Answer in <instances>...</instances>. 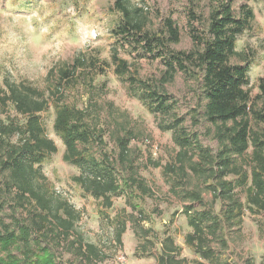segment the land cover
I'll list each match as a JSON object with an SVG mask.
<instances>
[{
  "label": "trees",
  "instance_id": "trees-1",
  "mask_svg": "<svg viewBox=\"0 0 264 264\" xmlns=\"http://www.w3.org/2000/svg\"><path fill=\"white\" fill-rule=\"evenodd\" d=\"M111 10L119 14V20L111 28L116 43L107 58L75 57L72 64L58 68L55 89L46 93L23 82L2 80L0 208L8 205L12 211L26 214L13 215L8 223L0 214V264H63L56 261L44 240L63 246L87 264L107 258L98 245L83 239L76 227L80 212L50 189L42 171L43 158L58 149L42 120L47 111L53 113L52 130L63 145L61 159L78 170L72 181L105 209L114 207V198H123L125 206L113 218V236L119 245L129 224L137 240L134 254L153 257V264H228L220 258L228 247L227 232L240 224L246 210L264 213V73L253 96L250 58L236 48L237 38L250 28L253 10L242 4L235 14L231 0H216L205 23L203 19V30L191 28L197 47L190 50L170 48L179 40L172 19L151 30L146 28L147 12L142 6H133L132 0H114ZM191 17L197 20L196 14ZM126 43L135 51L162 59L165 67L158 79L138 76L133 62L120 55ZM231 58L242 63L233 64ZM106 68L127 83L129 95L148 112L164 118L157 126L170 132L174 145L165 163L150 155L139 160L141 149L131 145L136 133L128 124H99L101 108L96 98L104 94L105 83L96 77ZM177 71L198 76L205 101L203 117L214 128L209 134L218 143L215 151L202 145L198 134L188 132L174 110V100L163 88ZM83 82L85 104L65 102L64 91ZM252 120L263 129L255 130ZM105 136L114 150L107 148ZM94 146L98 151H93ZM149 165L161 167L168 192L178 201L188 228L183 241L193 252L192 258L182 255L181 245L170 232L178 209L161 229L144 225L152 215L161 213L156 207L150 211L144 207L146 198L156 197L139 172ZM203 191L211 194L210 202L204 200Z\"/></svg>",
  "mask_w": 264,
  "mask_h": 264
},
{
  "label": "rangeland",
  "instance_id": "rangeland-1",
  "mask_svg": "<svg viewBox=\"0 0 264 264\" xmlns=\"http://www.w3.org/2000/svg\"><path fill=\"white\" fill-rule=\"evenodd\" d=\"M113 2L114 0H0V85L2 86L3 78H7L12 82L29 84L46 93L48 89H55L58 68L72 64L75 57L86 54L107 58L110 48L116 43L111 28L119 20V14L111 10ZM214 2L216 0H132V5L142 6L147 12L146 28L151 30L160 28L166 19H172L178 27L179 40L170 44V48L190 50L197 47L190 36L191 28H195L197 32L203 30ZM231 3L235 14L242 4H248L254 13L250 28L237 38L236 48L245 51L246 57L250 58L249 88L255 96L258 78L264 73V0H231ZM191 13L196 14L197 20L192 19ZM120 55L133 62L138 76L143 79H158L165 67L161 58L135 51L128 43L124 50H120ZM230 61L233 64L242 63L237 58H231ZM197 77L196 74L177 71L163 88L174 100V110L183 118V125L188 132L198 134L200 143L215 151L218 143L209 134V130L214 128L203 117L205 101ZM96 80L105 83L104 94L96 98L101 108L99 124H104L105 121L128 124L136 133L131 145L141 149L142 157L139 160L150 155L152 158H159L162 164L165 163L174 145L170 132L161 131L157 126V122L164 118L148 112L138 99L130 96L127 83L120 81L111 68H106ZM84 84L83 82L80 86L66 89L65 102L84 105L87 98ZM10 112L13 114L11 110ZM194 118L196 122L193 121ZM52 119L51 111L42 114L46 133L54 140L58 149L43 158L42 171L47 176L50 189L66 198L80 212L76 227L83 239L95 243L105 252L107 258L96 264H153V257L134 254L137 240L129 224L122 234L121 245L114 239L113 227L116 223L113 218L117 210L125 206L123 198H114V207L105 209L99 200L84 193L72 181V176L78 170L61 159L63 145L52 130ZM251 126L255 130L263 129L254 120L251 121ZM105 137L109 141L107 148L112 147L111 151L114 150L109 137ZM93 151H98V147L94 146ZM139 172L156 196L153 199L146 198L145 209L150 211L156 207L161 212L152 215L151 221L144 225L151 224L154 228L161 229L162 224L169 221L173 210L178 209L170 232L181 245L182 255L194 257L183 241V235L188 230L185 217L180 213L176 198L168 192L169 184L161 174V167L149 165ZM202 195L206 202H210L212 197L209 192L203 191ZM0 214H3L8 223L13 215L20 217L26 213L14 212L8 205H4L0 208ZM227 234L228 247L220 257L222 260L228 264L264 263L263 212L250 213L246 210L240 224ZM44 244L50 246L56 261L63 264H87L51 240H44ZM215 247L219 248L216 244Z\"/></svg>",
  "mask_w": 264,
  "mask_h": 264
}]
</instances>
